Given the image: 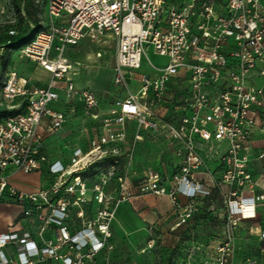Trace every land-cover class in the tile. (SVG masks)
Masks as SVG:
<instances>
[{"label": "built area", "instance_id": "obj_1", "mask_svg": "<svg viewBox=\"0 0 264 264\" xmlns=\"http://www.w3.org/2000/svg\"><path fill=\"white\" fill-rule=\"evenodd\" d=\"M218 1L185 0L176 5L168 0H45L44 29L22 46H27L22 55L52 78L46 85L32 86L16 71L10 72L0 106L13 111L11 103L18 101L23 107L22 113L0 120V202L30 206L29 215L36 214L41 223V245L30 232L0 234V264H14L5 252L10 246L16 248L19 264L45 260L86 264L82 255L74 257L76 248L82 247L71 233L73 208L87 201L89 191L81 174L94 161L121 154L131 119L153 133H167L177 161L164 169L168 173L151 170L145 191L168 197L178 210L181 197H207L217 189V182L205 177L204 150L212 143L224 147L216 152V160L222 184L229 188L224 196L227 228L211 249V264H235L236 238L245 222L259 223L264 253V187L252 170L264 161V153L252 145L264 119V83L253 84L256 78L264 80V66L258 68L264 65V0ZM107 33L117 42L115 84L130 90L129 83L137 76L141 86L137 95L109 106L91 90L75 85L68 57V50L85 39L95 41ZM150 48L168 58V65H154L147 55ZM145 58L154 72L136 75ZM171 90L176 93L169 99L174 111L165 122L155 109ZM61 92L66 103H82L87 116L99 118L104 113V134L89 151L75 150L68 166L51 164L40 149L43 120L48 119L51 131L59 132L77 112L75 107L68 112L54 108L63 100ZM137 140H143L140 133ZM45 166L57 179L49 189L25 194L11 185V171L32 174ZM190 217L187 208L178 226ZM49 231L55 239L48 242L44 237Z\"/></svg>", "mask_w": 264, "mask_h": 264}, {"label": "rangeland", "instance_id": "obj_2", "mask_svg": "<svg viewBox=\"0 0 264 264\" xmlns=\"http://www.w3.org/2000/svg\"><path fill=\"white\" fill-rule=\"evenodd\" d=\"M168 1L179 5L185 0ZM218 2L223 3L220 0ZM46 18L45 0H0V51L9 44H7L8 37H28L33 26L36 23L38 26L44 25ZM26 47L6 48L2 52L4 58L0 59V73L6 62H11L13 57H22L21 53ZM147 55L157 67L168 65V58L157 55L153 48L148 49ZM91 56L93 59H88ZM68 57L73 66L70 75L73 82L94 92L105 104L115 105L128 95L134 94L125 86L115 84L117 42L113 34L107 33L95 41L85 39L77 47L68 50ZM153 72L145 58L143 68L134 73L149 75ZM4 81L6 76L2 75L1 82ZM140 89L141 86L137 81L135 91L138 93ZM174 94L175 91L171 90L163 98L164 102L154 108L165 122L174 111L170 105L172 101L169 100ZM88 117L92 118L91 115ZM87 121L88 124H77L64 131L73 144L80 141L79 145L84 149L87 144L83 142V138L88 133L91 120ZM92 123L90 129L95 126V123ZM139 133L142 135V141L137 140ZM49 142V152L56 154L59 144L56 145L54 140ZM223 149L224 147L212 143L204 150L207 159L205 171L208 173L205 177L216 181L217 189H213L207 197L190 200L181 197L188 203L184 205L180 198L181 209L178 210L174 205L175 222L169 221L164 227L148 229L143 234L139 229L137 234L130 233L117 220L118 206L127 201L134 191L137 192V196L152 195L145 191L146 175L151 170L168 173V170L164 169L176 162L177 158L165 131L153 133L146 127H139L137 119L129 120L127 140L121 145V154L94 161V164L81 174L92 195L87 196L84 204L73 208L74 222L71 224V233L77 245L82 247V249L76 248L74 257L82 255L86 264H211L213 262L211 249L224 238L227 228L224 196L229 188L222 184L221 172L216 160V152ZM159 160L162 161V166L158 164ZM255 167L258 174L264 175V161L256 164ZM100 193L104 194L102 203H98ZM187 208L191 211V217L186 223L178 226L181 221L180 214ZM246 224L241 225L238 233L241 228H247L250 235L245 237L246 241H243L239 251L235 252V259H239V262L234 261L237 264H245L247 260H255L257 264H264V253L261 252L258 237L255 232L254 234L251 232L259 227V223ZM44 238L48 242L55 239L53 235ZM237 239L238 234L236 241ZM67 251L68 249L64 247L63 252ZM43 264L54 263L45 260Z\"/></svg>", "mask_w": 264, "mask_h": 264}, {"label": "crops", "instance_id": "obj_3", "mask_svg": "<svg viewBox=\"0 0 264 264\" xmlns=\"http://www.w3.org/2000/svg\"><path fill=\"white\" fill-rule=\"evenodd\" d=\"M2 52L3 51H0V55L3 54ZM98 57H101V55H98ZM88 59H93V57H88ZM263 66V64H260L258 68H262ZM14 71L18 73V76L20 78L28 80L29 84L32 86L46 85L52 78L49 72L45 71L42 67L30 61L23 55L22 57H13V60L11 62H8L3 74L6 76V80L8 78V74ZM71 79L73 80V78ZM263 83L264 80L261 78H256L253 81V84L257 86H261ZM75 85L80 89H88L86 87H80L77 84ZM129 88L132 93L137 95V91H135V89H137V76L135 77V79H131ZM2 91L3 89L0 87V106L2 103ZM61 97L63 100L60 102V104L54 106L55 109L61 110V106L64 105L62 111L68 112V110H70L72 107H75L77 112L68 120L67 124L59 132L51 131L49 129L48 119H44L40 128V133L43 137L40 149L42 153L48 156L51 164L60 162L64 166H68L75 150L82 149L84 152L89 151L91 143L94 140L99 139V137L104 134L102 128V118L104 116V113L99 114V118H90L85 115V109L82 103H66V101L64 100V92H61ZM127 97H125L124 99H126ZM102 103L104 105H108L103 101ZM11 105L16 107L15 110L21 109V102L15 101L11 103ZM5 110V106L0 107V111ZM87 120H91L89 121L90 125H92V122H94L96 127L94 126L92 129H90L91 126L89 125L88 129L90 131L88 130V133L86 132L87 134H85L83 138V142L87 144V147L84 149L79 145L80 141H78V143L76 144H73L72 141H70L71 138H67L64 131L77 124L85 125L88 122ZM49 140L56 141V145L59 144L56 154H52L49 152ZM252 145L257 153H264V119L261 120L259 128L256 129L253 134ZM255 165L256 164H254L252 167L255 181L260 187H264V175L258 174V172L255 171L257 167H255ZM9 176L11 185L15 187L19 192L25 194L37 193L42 190L49 189L57 180L55 176L51 175L47 166H45L41 172L32 174H25L23 172H17L13 170L10 172ZM132 193L133 195H131L127 201L122 202L118 206L116 211L117 220H119L122 227L127 232H134L137 234V230L139 229V232L143 234V232L148 231V229H160L164 227V225L169 221H176V217L175 220H173L174 216H176L174 205L168 197H154L152 195L137 196L136 191ZM181 201L184 205L188 203L185 198H181ZM29 207V205L23 207L19 204L0 202V234H22L24 232H30L32 234V239L38 245H41V241L39 238V228L41 226V223L39 222L36 214H33L31 216L29 215ZM245 223L250 224L254 222ZM251 232H255V235L258 237L257 228ZM52 235V232L49 231L45 235V237H52ZM248 235H250L249 229H240V232L238 233V239L236 241V252L239 251V247H241L243 241H246L245 237ZM258 242L260 244V241ZM216 244L213 247H215ZM5 252L9 256V258L14 260V264H19L18 252L15 247L10 246L5 249ZM235 260L237 263L239 262V259ZM43 262H35L34 264H43ZM52 263L58 264L54 261H52Z\"/></svg>", "mask_w": 264, "mask_h": 264}, {"label": "trees", "instance_id": "obj_4", "mask_svg": "<svg viewBox=\"0 0 264 264\" xmlns=\"http://www.w3.org/2000/svg\"><path fill=\"white\" fill-rule=\"evenodd\" d=\"M42 29H44V26L43 25H37V23L33 26V29L31 30L30 32V35L28 37H25V38H20V37H17V36H10L8 37V42L7 44L8 45H5L4 46V49L3 51L6 49V48H21L25 43L29 42L33 37L34 35L41 31ZM4 58V55H0V59H3ZM7 64L8 62H6L4 65L5 67L3 68L2 72L0 73V87L3 89L4 87V82H1V76L4 74L5 72V69L7 67ZM23 112V107L20 109V110H13V111H0V120L3 119V118H6V117H9V116H14V115H18L20 113Z\"/></svg>", "mask_w": 264, "mask_h": 264}, {"label": "bare ground", "instance_id": "obj_5", "mask_svg": "<svg viewBox=\"0 0 264 264\" xmlns=\"http://www.w3.org/2000/svg\"><path fill=\"white\" fill-rule=\"evenodd\" d=\"M100 56V55H99ZM72 69H73V67H72ZM92 195V191L91 190H89L88 192H87V196H91ZM101 196H103V198H104V194L103 193H101L100 194ZM103 201H98V203H102Z\"/></svg>", "mask_w": 264, "mask_h": 264}]
</instances>
